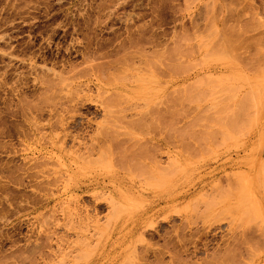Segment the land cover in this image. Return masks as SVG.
Returning a JSON list of instances; mask_svg holds the SVG:
<instances>
[{"label":"rangeland","instance_id":"1","mask_svg":"<svg viewBox=\"0 0 264 264\" xmlns=\"http://www.w3.org/2000/svg\"><path fill=\"white\" fill-rule=\"evenodd\" d=\"M0 264H264V0H0Z\"/></svg>","mask_w":264,"mask_h":264},{"label":"bare ground","instance_id":"2","mask_svg":"<svg viewBox=\"0 0 264 264\" xmlns=\"http://www.w3.org/2000/svg\"><path fill=\"white\" fill-rule=\"evenodd\" d=\"M178 34H179V33H178ZM183 34H184V33H183ZM180 35H181V34H180ZM190 37H191V36H190ZM184 38H185V37H184ZM188 38H189V37H188ZM191 38H192V37H191ZM193 38H194V37H193ZM182 39H183V37H182ZM174 45H175V44H174ZM175 46H176V45H175ZM180 46H181V45H180ZM180 46H179V47H180ZM176 47H177V46H176ZM173 48H174V47H173ZM164 49H165V48H164ZM164 49H163V50H164ZM167 49H168V48H167ZM160 51H161V50H160ZM165 51H166V50H165ZM161 52H163V51H161ZM141 53H142V51H141ZM165 53H166V52H165ZM181 54H182V53H181ZM236 54H237V53H236ZM127 55H128V54H127ZM155 55H156V54H155ZM169 55H171V54L169 53ZM178 55H179V53H178ZM183 55H184V54H183ZM124 56H125V55H124ZM144 56H145V55H144ZM146 56H147V55H146ZM146 56H145V57H146ZM159 56H161V55H159ZM162 56H163V55H162ZM173 56H174V55H173ZM177 57H179V56H177ZM122 58H123V57H122ZM158 58H159V57H158ZM162 58H163V57H162ZM175 58H176V56H175ZM179 58H180V57H179ZM234 58H235V57H234ZM129 59H130V58H129ZM129 59H128V60H129ZM136 59H137V58H136ZM164 59H165V57H164ZM164 59H163V60H164ZM168 59H169V58H168ZM122 60H123V59H122ZM151 60H152V59H151ZM169 60H171V59H169ZM124 61H125V59H124ZM141 61H143V60H141ZM153 61H155V60H153ZM164 61L166 62L167 59L164 60ZM171 61H173V60H171ZM144 62H145V61H144ZM175 62H176V61H175ZM134 63H135V62H134ZM139 63H140V62H139ZM142 63H143V62H142ZM160 63H161V62H160ZM162 63H163V62H162ZM171 63H172V62H171ZM177 63H178V64H181V63H179V62H177ZM177 63L174 64V62H173V65L178 66ZM167 64H168V63H167ZM176 64H177V65H176ZM146 65H147V64H146ZM157 65H158V64H157ZM157 65H155V66H157ZM165 65H166V64H165ZM173 65H172V66H173ZM170 66H171V65H170ZM114 67H115V66H114ZM138 67H139V66H138ZM140 67H141V66H140ZM142 67H143V66H142ZM168 67H169V66H168ZM130 68H132V67H130ZM133 68H134V67H133ZM149 68H150V67H149ZM157 68H158V67H157ZM171 68H172V67H171ZM135 69H136V67H135ZM144 69H145L144 71L147 70L146 68H144ZM159 69H160V68H159ZM162 69H163V68H162ZM173 69H174V68H173ZM141 70H143V69H141ZM155 70H156V69H155ZM179 70H180V69H179ZM119 71H120V70H119ZM136 71H137V70H136ZM138 71H139V70H138ZM147 71H148V70H147ZM156 71H157V70H156ZM171 71H173V70H171ZM115 72H116V71H115ZM117 72H118V71H117ZM123 72H125V71L123 70ZM129 72H130V71H129ZM139 72H140V71H139ZM158 72H159V71H158ZM161 72H163V71H161ZM119 73H120V72H119ZM172 73H173V72H172ZM117 74H118V73H117ZM161 75H162V74H161ZM120 76H121V75H120ZM126 76H127V75H126ZM126 76H125V78H126ZM118 77H119V76H118ZM118 77H117V79H118ZM132 77H133V76H132ZM141 78H142V77H141ZM147 78H148V77H147ZM152 78H153V77H152ZM115 79H116V78H115ZM117 79H116V80H117ZM135 79H136V78H135ZM135 79H134V80H135ZM137 79H138V78H137ZM142 79H143V78H142ZM156 79H157V78H156ZM119 80H120V79H119ZM47 81H48V80H47ZM124 81H125V80H124ZM148 82H149V81H148ZM157 82H158V81H157ZM176 82H177V81H176ZM50 83H51V82H50ZM53 83H54V82H53ZM47 84H48V83H47ZM174 85H175V84H174ZM47 86H49V85H47ZM51 86H52V84H51ZM53 86H54V85H53ZM172 86H173V85H172ZM165 89H166V87H165ZM194 89H196V88H194ZM54 90H55V89H54ZM59 90H60V89H59ZM141 91H142V90H141ZM164 91H165V90H164ZM176 91H177V88L175 89L174 93H175ZM53 92H54V91H53ZM58 92H59V91H58ZM160 92H162V91H160ZM170 92H171V91H170ZM170 92H169V93H170ZM188 92H189V91H188ZM188 92H187V93H188ZM120 93H121V92H119V94H120ZM158 93H159V92H158ZM171 93H172V92H171ZM177 93H178V92H177ZM185 93H186V92H185ZM191 93H192V92H191ZM191 93H190V94H191ZM116 94H117V93H116ZM112 95H113V94H112ZM121 95L123 96V94H121ZM161 95H163V94H161ZM176 95H177V94H176ZM176 95H175V96H176ZM247 95H248V94H247ZM247 95H246V96H247ZM110 96H111V95H110ZM250 96H251V95H250ZM165 97H166V96H165ZM170 97H171V96H170ZM173 97H174V96H173ZM176 97H177V96H176ZM248 97H249V96H248ZM111 98H113V97H111ZM160 98H161V97H160ZM174 98H175V97H174ZM80 99H81V98H80ZM116 99H117V98H115V100H116ZM163 99H164V98H163ZM166 99H167V97H166ZM169 99H170V98H169ZM175 99H176V98H175ZM175 99H174V100H175ZM110 100L112 101V99H110ZM147 100H148V99H147ZM71 101H72V100H71ZM116 101H117V100H116ZM119 101H120V100H118L117 102H119ZM144 101H145V100H144ZM148 101H149V100H148ZM164 101H165V100H164ZM167 101H168V99H167ZM175 101L178 102L177 99H176ZM175 101H174V102H175ZM114 102H115V101H114ZM117 102H115V103H117ZM156 102H157V101H156ZM161 102L163 103L162 98H161ZM176 102H175V103H176ZM68 103H69V102H68ZM76 103H77V102H76ZM81 103H82V102H81ZM58 104H59V103H58ZM102 104H103V103H102ZM112 104H113V103H112ZM143 104H144V103H143ZM160 104H161V103H160ZM170 104H171V103H170ZM172 104H174V103H172ZM237 104H239V103H237ZM241 104H242V103H241ZM77 105H80V103L77 104ZM106 105H107V104H106ZM113 105H114V104H113ZM141 105H142V104H141ZM144 105H145V104H144ZM51 106H52V105H51ZM55 106H56V105H55ZM59 106H60V105H59ZM69 106H70V105H69ZM157 106H158V103H157ZM67 107H68V106H67ZM70 107H71V106H70ZM76 107H77V106H76ZM76 107H75V108H76ZM81 107H82V106H81ZM102 107H104V106H102ZM142 107H144V106H142ZM159 107H161V106L159 105ZM159 107H158V108H159ZM172 107H173V108H171L170 111H171L172 109H174V108L176 107V105H175V106H172ZM60 108H61V107H60ZM64 108H65V107H64ZM64 108H63V109H64ZM73 108H74V107H73ZM77 108H78V107H77ZM77 108H76V109H77ZM132 108H133V107H132ZM158 108H157V109H158ZM71 109H72V108H71ZM71 109H70V111H72ZM105 109H106V108H105ZM159 109H160V108H159ZM164 109L166 110V107H164ZM164 109H162V111H163ZM236 109H237V108H236ZM56 110H57V109H56ZM74 110H75V109H74ZM150 110H151V109H150ZM155 110H156V109H155ZM176 110H178L177 107L175 108V110H174L173 112H175ZM240 110H241V109H240ZM68 111H69V110H68ZM77 111H78V110H77ZM77 111H75V112H77ZM104 111H105V110H104ZM109 111H110V110H109ZM158 111H159V110H157V112H158ZM162 111L159 112L160 115H161ZM167 111H168V110H167ZM167 111H166V112H167ZM72 112H73V111H72ZM121 112H122V111H121ZM151 112H152V110H151ZM164 112H165V111H164ZM240 112H241V111H240ZM73 113H74V112H73ZM78 113H79V112H78ZM111 113H112V109H111ZM141 113H142V112H141ZM143 113H144V112H143ZM153 113H154V112H153ZM177 113H178V112H177ZM149 114H151V113H149ZM154 114H155V113H154ZM166 114H167V113H166ZM175 114H176V113H175ZM78 115H79V114H78ZM81 115H82V114H80V116H81ZM116 115H118V114L116 113ZM120 115H121V114H120ZM122 115H123V114H122ZM122 115H121V116H122ZM156 115H157V114H156ZM158 115H159V114H158ZM109 116H110V115H109ZM125 116H126V115H125ZM143 116H144V115H143ZM173 116H174V115H172V117H170V118H173ZM225 116H226V115H225ZM174 117L177 118L176 115H175ZM239 117H240V116H239ZM241 117H242V116H241ZM119 118H120V116H119ZM161 118H162V117H161ZM67 119H68V118H67ZM70 119H72V116H70ZM70 119H69V120H70ZM73 119H74V118H73ZM116 119H117V118H116ZM141 119H143V118H141ZM227 119H228V118H227ZM239 119H240V118H239ZM60 120H61V119H60ZM65 120H66V119H65ZM152 120H153V119H152ZM152 120H151V121H152ZM158 120H159V119H158ZM169 120H170V119H169ZM229 120H230V119H229ZM132 121H135V120H132ZM141 121H142V120H141ZM151 121H150V123H152ZM170 121H171V120H170ZM173 121H174V118H173ZM175 121H176V120H175ZM226 121H228V120H225V122H226ZM65 122H66V121H65ZM70 122H71V121H70ZM73 122H75V121H73ZM139 122H140V121H139ZM139 122H137V123H139ZM171 122H172V121H171ZM230 122H232V118H231ZM238 122H239V121H238ZM240 122H241V121H240ZM124 123H125V122H124ZM132 123H133V122H132ZM157 123H158V122H157ZM159 123H160V122H159ZM161 123H163V122H161ZM168 123H169V122H168ZM172 123H173V122H172ZM64 124H65V123H64ZM68 124H69V123H68ZM75 124H76V122H75ZM153 124H154V123H153ZM174 124H176V122H175ZM234 124H237V121H236V120H235V123H234ZM56 125H57V124H56ZM70 125H71V123H70ZM111 125H112V124H111ZM117 125H118V123H117ZM126 125H128V124H126ZM126 125H125V126H126ZM131 125H132V124H131ZM141 125H142V124H141ZM160 125H161V124H160ZM162 125L165 126L166 124H162ZM162 125H161V126H162ZM241 125H242V124H241ZM62 126H63V125H62ZM101 126H102V125H101ZM114 126H115V125H114ZM123 126H124V125H123ZM166 126H167V125H166ZM169 126H170V125H169ZM174 126H175V125H174ZM33 127H34V126H33ZM99 127H100V126H99ZM104 127H105V126H104ZM104 127H103V128H104ZM109 127H110V126H109ZM129 127L131 128V126H129ZM135 127H136V126H135ZM70 128H72V127H70ZM101 128H102V127H101ZM149 128H151V127H149ZM157 128H158V126H157ZM165 128H166V127H165ZM241 128H242V127H241ZM106 129H107V128H106ZM115 129H116V128H115ZM133 129H135V128H133ZM159 129H160V128H159ZM163 129H164V127H163ZM239 129H240V128H239ZM39 130H40V129H39ZM111 130H113V128H111ZM167 130H168V129H167ZM169 130H170V129H169ZM63 131H64V130H63ZM100 131H101V130H100ZM105 131H107V130H105ZM36 132H37V131H36ZM38 132H39V131H38ZM97 132H98V131H97ZM109 132L111 133V131H107L108 135H109ZM116 132H117V131H116ZM126 132H127V131H126ZM126 132H125V133H126ZM166 132H167V131H166ZM185 132H186V131H185ZM41 133H42V132H41ZM70 133H71V132H70ZM100 133H102V132H100ZM107 133H106V134H107ZM129 133H130V132H129ZM151 133H152V132H151ZM131 134H132V133H131ZM171 134H172V133H171ZM184 134H185V133H184ZM41 135H42V134H41ZM70 135H71V134H70ZM100 135H101V134H100ZM173 135H174V134H173ZM62 136H63V135H62ZM104 136H105V134H104ZM109 136H110V137H108V136L106 135V137H104L105 140H106V138H107V139H108V138L110 139V138L112 137V135H109ZM117 136H118V134H117ZM156 136H157V135H156ZM42 137H43V136H42ZM63 137H64V136H63ZM70 138H71V137H70ZM131 138H132V137H131ZM131 138H130L129 140H132ZM158 138H159V136H158ZM42 139H43V138H42ZM61 139H62V138H61ZM75 139H76V138H75ZM96 139H97V138H96ZM99 139H101V138H99ZM113 139H114V135H113L112 140H113ZM159 139H160V138H159ZM115 140H116V138H115ZM115 140H114V141H115ZM118 140H119V139H118ZM139 140H140V139H139ZM44 141H45V140H44ZM44 141H42V142H44ZM108 141H111V139L108 140ZM48 142H49V141H48ZM115 142H117V141H115ZM118 142H119V141H118ZM133 142H134V141H133ZM149 142H150V141H149ZM160 142H161V141H160ZM59 143H60V142H59ZM93 143H94V142H93ZM139 143H140V142H139ZM144 143H146V142H144ZM158 143H159V142H158ZM49 144H50V143H49ZM57 144H58V143H57ZM96 144H98V143H96ZM135 144H136V143H135ZM150 144H151V143H150ZM169 144H170V143H169ZM63 145H64V144H63ZM84 145H85V144H84ZM125 145H126V144H125ZM132 145H134V144H132ZM170 145H171V144H170ZM91 146H92V145H91ZM100 146H101V145H100ZM139 146H140V145H139ZM150 146H151V145H150ZM63 147H64V146H63ZM158 147H159V145H158ZM158 147H157V148H158ZM103 148H104V147H103ZM129 148H130V147H129ZM132 148H133V147H132ZM176 148H177V147H176ZM63 149H64V148H63ZM105 149H107V148H105ZM114 149H116V148H114ZM126 149H127V148H126ZM126 149H125V150H126ZM133 149H134V148H133ZM140 149H142V148H140ZM159 149H160V148H159ZM90 150H91V152H92V148H91ZM90 150H89V151H90ZM94 150H95V149H94ZM118 150H119V149H118ZM127 150L129 151V149H127ZM145 150H146V149H145ZM97 151H99V150H97ZM121 151H122V149H121ZM169 151H170V150H169ZM100 152H101V150H100ZM102 152H103V151H102ZM109 152H110V151H109ZM146 152H147V151H146ZM151 152H152V151H151ZM105 153H106V152H105ZM148 153H149V152H148ZM89 154H90V153H89ZM77 155H78V153H77ZM84 155H85V154H84ZM91 155H92V153H91ZM101 155H102V153H101ZM104 155H107V154H104ZM124 155H125V154H124ZM144 155H145V154H144ZM89 156H90V155H89ZM109 156H110V155H109ZM139 156H140V155H139ZM155 156H156V155H155ZM86 157H87V156H86ZM92 157H93V156H92ZM96 157H97V156H96ZM96 157H95V159H96ZM103 157H105V156H103ZM103 157H102V160L105 159V158L103 159ZM144 157H145V156H144ZM90 158H91V157H90ZM100 158H101V156H99V159H100ZM121 158H122V157H121ZM131 158H132V157H131ZM133 158H134V157H133ZM83 159H84V158H83ZM118 159H119V158H118ZM89 160H90V159H89ZM97 160H98V159H97ZM97 160H96V161H97ZM107 160H108V159H107ZM49 161H50V160H49ZM85 161H88V160H85ZM96 161H95V162H96ZM99 161H100V160H99ZM120 161H122V160H120ZM33 162H34V161H33ZM100 162H101V161H100ZM106 162H107V161H106ZM117 162H118V161H117ZM128 162H129V161H128ZM49 163H50V162H49ZM92 163H93V162H92ZM107 163H108V162H107ZM119 163H120V162H119ZM138 163H139V162H138ZM169 163H170V161H169ZM38 164H39V163H38ZM40 164H41V163H40ZM127 164H128V163H127ZM142 164H143V163H142ZM145 164H146V163H145ZM34 165H35V164H34ZM108 165H109V164H108ZM137 165H138V164H137ZM168 165H169V164H168ZM58 166H59V165H58ZM117 166H118V165H117ZM172 166H173V165H172ZM40 167H41V166H40ZM45 167H46V166H45ZM56 167H57V166H56ZM115 167H116V166H115ZM124 167H125V166H124ZM128 167H130V166H128ZM128 167L126 166V168H128ZM141 167H142V166H141ZM147 167H148V166H147ZM147 167H146V168H147ZM142 168H143V167H142ZM162 168H164V166H163ZM162 168H161V169H162ZM168 168H169V166H168ZM172 168H173V167H172ZM131 169H132V168H131ZM165 169H166V168H165ZM165 169H164V170H165ZM123 170H124V169H123ZM126 170H127V169H126ZM136 170H137V169H136ZM144 170H145V169H144ZM152 170H153V169H152ZM152 170H151V171H152ZM169 170H170V168H169ZM129 171H130V170H129ZM132 171H133V170H132ZM157 171H158V170H157ZM160 171L162 172V170H160ZM140 172H141V170H140ZM154 172H155V171H154ZM161 172H160V173H161ZM166 172H168V171H166ZM160 173H159V174H160ZM163 173H165V172L163 171L162 174H163ZM170 173H171V172H170ZM132 174H133V173H132ZM159 174H158V175H159ZM134 175H135V174H134ZM147 175H148V174H147ZM49 176H50V175H49ZM136 176L138 177V175H136ZM139 176H140V175H139ZM152 176H153V175H152ZM142 177H143V176H142ZM146 177H147V176H146ZM146 177H145V178H146ZM149 177H150V176H149ZM149 177H148V178H149ZM53 178H54V177H53ZM154 178H155V177H153V179H154ZM161 178H162V177H161ZM161 178H160V179H161ZM164 178H165V177H164ZM151 179H152V178H151ZM155 179H156V178H155ZM142 180H143V178H142ZM158 180H159V179H158ZM161 180H162V179H161ZM41 181H42V180H41ZM46 181H47V180H46ZM58 181H59V180H58ZM41 184H42V183H41ZM46 184H47V182H46ZM48 184H49V183H48ZM51 184H52V183H51ZM45 191H46V190H45ZM221 193H222V192H221ZM227 193H228V192H227ZM224 194H226V193H224ZM202 195H203V194H202ZM219 195H220V194H219ZM203 196H204V195H203ZM213 196H214V195H213ZM223 196H225V195H223ZM97 197H98V196H97ZM204 197H205V196H204ZM201 198H202V197H201ZM218 199H219V198H218ZM218 199H214V201H215V200L218 201ZM220 199H221V198H220ZM97 200H98V199H97ZM207 200H210V199H207ZM207 200H205V202H206ZM198 201H199V200H198ZM207 202H210V201H207ZM212 202H213V200H212L210 203H212ZM218 202H219V201H218ZM222 202H223V201H222ZM213 203H216V204H217V202H213ZM218 204H219V203H218ZM218 204H217V205H218ZM206 206H208V205H206ZM204 207H205V205H204ZM208 207H209V206H208ZM211 208H212V207H211ZM231 212H232V211H231ZM206 213H207V212H206ZM219 214H220V213H218V216L221 215V214H220V215H219ZM80 217H81V216H80ZM81 220H82V219H81ZM231 222H232V221H231ZM231 222H230V223H231ZM237 224L239 225V223H237ZM240 224H241V223H240ZM230 225H231V224H230ZM236 226H237V225H236ZM239 226H240V225H239ZM87 228H88V227H87ZM237 228H238V227H237ZM82 229H83V228H82ZM78 230H79V229H78ZM240 233H241V232H240ZM82 239H83V238H82ZM83 242L86 243L85 241H83ZM75 249H76V248H75ZM81 250H82V249H81ZM72 254H73V253H72ZM68 255H69V254H68ZM75 255H77V254H75ZM232 256H233V255H232ZM59 258H60V257H59ZM63 258H64V257H63ZM74 258H76V256H74ZM61 260H62V259H61ZM63 260H64V259H63ZM66 261H67V260H66Z\"/></svg>","mask_w":264,"mask_h":264}]
</instances>
